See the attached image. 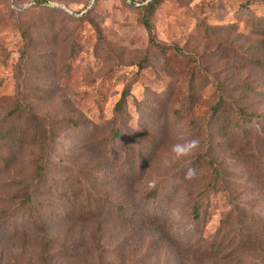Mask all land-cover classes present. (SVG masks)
I'll list each match as a JSON object with an SVG mask.
<instances>
[{
    "label": "rangeland",
    "instance_id": "obj_1",
    "mask_svg": "<svg viewBox=\"0 0 264 264\" xmlns=\"http://www.w3.org/2000/svg\"><path fill=\"white\" fill-rule=\"evenodd\" d=\"M151 1L0 0V157L15 156L9 170L0 161V264H38L44 247L50 264H264V193L223 148L215 162L235 187H250L243 199L255 222L241 239L250 248H238L236 230L224 259L208 256L234 195L207 196L205 165L195 162L217 146L205 142L216 87L231 78L264 89V73L247 62L264 61V40L246 23L264 20V0H158L154 41L142 21ZM191 76L199 99L178 117ZM33 129L47 131L45 143H11ZM66 199L107 207L79 225ZM30 219L48 226L45 236Z\"/></svg>",
    "mask_w": 264,
    "mask_h": 264
},
{
    "label": "trees",
    "instance_id": "obj_2",
    "mask_svg": "<svg viewBox=\"0 0 264 264\" xmlns=\"http://www.w3.org/2000/svg\"><path fill=\"white\" fill-rule=\"evenodd\" d=\"M158 0H152L147 3L143 9V25L148 31L150 38L154 41L153 27L151 24V15L155 11ZM258 19V20H257ZM248 25L256 30L257 33L264 40V20H259L255 16H251L247 20ZM263 46V45H262ZM255 69L264 73V61L261 59H247ZM192 87L189 89V93L185 94L181 100L180 106L175 109L174 113L180 117L189 112L195 100L199 99V90L194 88L195 81L191 76ZM194 82V83H193ZM200 88H203L201 85ZM216 99L213 100V104L210 106V120H211V135L205 142L214 147L212 151V157H207L205 154L198 156L195 160L197 165L204 164L205 171L209 177V183L207 185V196L211 193H222L229 197L234 195L233 205L226 213L225 217L220 220V227L216 232V236L211 239L208 245V256L218 259H224L221 257L222 252L225 251L226 245L232 243V237H228L229 232L238 231L237 235L240 237L238 248L248 249L250 246L248 242L242 241L243 238H249V234L246 235L247 226L255 222V216L252 213L251 208L247 207V201L243 198L250 191V187L246 184L240 185L239 188L235 187L230 178V170L227 167H223L220 161L215 162L218 158L220 149L223 148L226 152H235V155L240 156L241 164L246 169V174L249 180H253L255 189L264 193V109L258 107L264 103V89L257 90L253 86H249L245 82L235 83L228 80L227 83L221 84L216 87L215 91ZM126 105V94L122 93L118 101L114 106V113L121 115ZM30 113V106L27 107ZM76 122V121H75ZM37 129L29 130L28 133L16 134V131L10 135L12 138L11 143L18 145L20 148L23 145H40L45 143L42 138L46 135L47 131L42 129L37 132ZM220 133V134H219ZM217 136V138H215ZM114 137H118V132H114ZM218 139V140H217ZM1 140H4L1 139ZM15 156L3 155L0 157V161L3 162L5 170H9ZM46 154L40 153L36 155L33 160V166L37 178H41L45 169ZM24 196V197H23ZM21 195L23 204H28L30 200L29 194ZM239 199V200H238ZM67 200V208L69 216H79L77 223L79 225L86 224L89 220L86 216H95V214L102 211V207H107L103 204L100 208H96L93 199H87V203H81L78 201ZM116 205V204H115ZM114 213L117 209H120V205H116ZM206 207H203L201 200L195 201L191 205V218L193 222L199 223ZM7 214L4 212V215ZM27 215V214H26ZM36 213L30 210V216H35ZM29 216V214L27 215ZM67 216V215H65ZM5 216H0V224L5 221ZM71 219H74L71 217ZM30 225L35 228V231L45 236L48 226L38 225L32 219H30ZM245 230V231H244ZM252 235V234H251ZM39 256L38 264H50L55 260V253L46 249L45 247L37 251Z\"/></svg>",
    "mask_w": 264,
    "mask_h": 264
}]
</instances>
